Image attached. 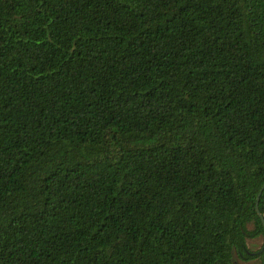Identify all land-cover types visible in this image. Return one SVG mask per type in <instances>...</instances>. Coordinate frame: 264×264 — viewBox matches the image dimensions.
Masks as SVG:
<instances>
[{
  "label": "trees",
  "instance_id": "1",
  "mask_svg": "<svg viewBox=\"0 0 264 264\" xmlns=\"http://www.w3.org/2000/svg\"><path fill=\"white\" fill-rule=\"evenodd\" d=\"M259 196L264 0H0V264H264Z\"/></svg>",
  "mask_w": 264,
  "mask_h": 264
},
{
  "label": "rangeland",
  "instance_id": "2",
  "mask_svg": "<svg viewBox=\"0 0 264 264\" xmlns=\"http://www.w3.org/2000/svg\"><path fill=\"white\" fill-rule=\"evenodd\" d=\"M263 244H264L263 237H259L256 239H250L248 241V247L250 248V250L252 252H257L258 250H260L262 248ZM234 261L236 264H262L259 259L252 260V261H244V260L240 259L237 256V254H235V256H234Z\"/></svg>",
  "mask_w": 264,
  "mask_h": 264
},
{
  "label": "water",
  "instance_id": "3",
  "mask_svg": "<svg viewBox=\"0 0 264 264\" xmlns=\"http://www.w3.org/2000/svg\"><path fill=\"white\" fill-rule=\"evenodd\" d=\"M259 199H260V196L258 197V202H257V210H258V212H259ZM259 215L261 216L262 221L264 223V217H263V215L260 212H259Z\"/></svg>",
  "mask_w": 264,
  "mask_h": 264
}]
</instances>
